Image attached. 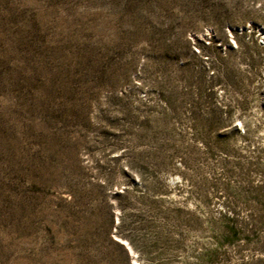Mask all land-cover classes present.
<instances>
[{
  "label": "rangeland",
  "instance_id": "1",
  "mask_svg": "<svg viewBox=\"0 0 264 264\" xmlns=\"http://www.w3.org/2000/svg\"><path fill=\"white\" fill-rule=\"evenodd\" d=\"M247 139L264 0H0V264H264L210 226Z\"/></svg>",
  "mask_w": 264,
  "mask_h": 264
},
{
  "label": "trees",
  "instance_id": "2",
  "mask_svg": "<svg viewBox=\"0 0 264 264\" xmlns=\"http://www.w3.org/2000/svg\"><path fill=\"white\" fill-rule=\"evenodd\" d=\"M231 111L228 108L217 107L216 110H212L211 118L205 120L208 121L205 126L198 117L196 123L210 131L227 130L233 125L230 120ZM248 135V130L244 129L241 136L247 138ZM222 147L226 150L221 144L218 146ZM251 147L247 139L245 153L233 154L232 158L227 159L229 157L227 152L226 163L232 165L227 171L232 178L231 181L229 178L227 182L222 183L225 193L222 203L225 207L224 211L219 212L217 220H210L212 228H223L230 239L243 235L249 226L252 228L264 226V147ZM254 175L260 178L255 180ZM240 203L250 208V213L245 219L236 216L235 208Z\"/></svg>",
  "mask_w": 264,
  "mask_h": 264
}]
</instances>
